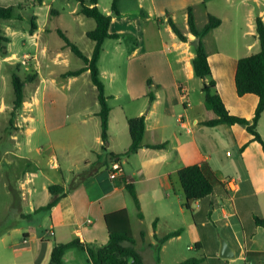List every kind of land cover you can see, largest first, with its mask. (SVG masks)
Masks as SVG:
<instances>
[{"label": "crops", "instance_id": "0c3cea01", "mask_svg": "<svg viewBox=\"0 0 264 264\" xmlns=\"http://www.w3.org/2000/svg\"><path fill=\"white\" fill-rule=\"evenodd\" d=\"M129 1H134V9L118 7L120 16H112L108 26V32L118 37L103 41L98 59L109 106L105 143L100 138L99 103L89 72L61 76L82 67L83 62L65 45L58 30L74 43L75 38H85V49L79 48L90 56L93 41L86 32L94 28L95 21L80 14L79 8L71 10L75 32L71 38L61 27H50L51 8L40 14L35 8L43 1L36 4L32 0L29 9L25 8H34L28 15L35 17L32 32L30 25L16 24V18L7 19L4 33L0 28L9 40L0 63L22 68L24 75L16 74L30 78L23 87L22 105L13 116V97L11 106L0 101V109L8 112L0 137V162L4 176L12 179L11 191L19 194L17 221L0 234L8 253L0 264H48L55 242L77 239L91 247L102 246L108 239L105 215L119 209L127 210L133 245L143 264H178L188 258L185 249L192 250V212L181 221L179 215L185 210L175 207L177 202L171 200L169 191L181 187L180 168L201 163L210 167L228 191V195L214 193L194 202L199 208L194 224L201 231L194 247L202 253L198 256L202 264H264V228L252 218L253 214L264 217V153L239 124H201L202 80L198 78V92H191L197 77L191 64L194 36L187 25L188 6L198 27L207 22L209 14L220 18V25L203 38L211 76L229 113L251 119L258 97L252 93L238 96L234 74L237 60L246 56L238 50L251 45L256 49L247 55L259 50L255 18L264 21V0ZM249 1L256 3V9L244 7L252 4ZM100 10L111 14V9ZM200 13L203 19L198 22ZM168 18L187 36L186 41L177 38ZM209 35H215L216 41L222 36L229 47H208ZM246 39H252L251 44L244 43ZM140 115L145 118L142 147L120 158L123 173L110 178V162L116 159L111 154L124 152L130 144L127 120ZM257 130L264 139V110ZM160 143L165 146L147 147ZM225 146L237 151L232 160H219L218 152ZM124 180L135 187L141 217ZM50 184L62 185L65 194L50 209L40 210L51 199ZM144 208L152 218L148 226L144 225ZM174 230L179 233L157 241L156 237ZM220 238L232 248L233 257L219 256ZM62 261L90 264L86 251L79 247L66 250Z\"/></svg>", "mask_w": 264, "mask_h": 264}, {"label": "trees", "instance_id": "16d2710c", "mask_svg": "<svg viewBox=\"0 0 264 264\" xmlns=\"http://www.w3.org/2000/svg\"><path fill=\"white\" fill-rule=\"evenodd\" d=\"M43 0H34L36 4H41ZM119 0L111 1V14L103 13L97 3L98 0H78L79 12L84 17L92 18L95 21L93 29L86 32V36L93 41V49L90 56L85 55L79 46L69 40L61 30H58L59 35L65 42V45L79 57L83 66L68 70L61 74L62 77L76 76L83 71H88L91 83L94 85L97 92V100L99 103L98 116L100 120V138L103 143L107 141L108 130V114L109 106L104 93V85L100 78L98 59L102 49V43L106 38H117L118 35L108 32V26L112 16H120L118 8ZM21 7L14 5H0V20L11 18L23 19L20 12ZM220 18L209 14L207 22L198 27L195 23L194 15L191 6L187 7V25L189 32L194 36L191 44L194 47V56L191 59L194 75L202 80L201 91L203 93V116L201 124L205 126H216L219 124H239L244 127L251 135L252 140L261 145L264 153V139L257 130V123L264 110V21L260 16L255 18V32L259 42V50L250 55L242 56L237 60L234 74V84L238 96L246 93L255 94L258 97V103L251 119L237 116L229 113L225 107L220 95L217 92L216 84L211 76V70L207 59V51L204 46L203 38L212 29L220 25ZM168 23L177 38L181 41H186L187 36L184 35L176 24L168 18ZM36 28L35 17H30V29L32 32ZM9 41L2 34L0 29V54H5V43ZM30 78L22 79L16 73L11 75V84L13 91L12 111L11 116L15 114L17 109L23 102V87L25 82ZM149 83V81H148ZM150 100L152 95L150 94ZM12 123V118L9 120ZM127 126L130 136V144L128 148L117 155L111 154V158L120 159L135 153L142 147V138L145 130V118L143 115L131 117L127 120ZM165 143L148 145L150 148H163ZM245 147L242 146L241 149ZM180 186L184 194V207L191 210V204L197 200L205 198L211 194L219 193L228 195L223 182H221L206 163L191 164L180 168L177 171ZM124 187L131 196L135 207L138 210V216L141 217L140 205L137 198L135 187L132 183L124 180ZM48 191L51 194L50 201L40 210H48L53 206L64 194V187L60 184H50ZM14 194L15 203H18L19 194L12 191ZM253 221L256 226L264 228V217L253 214ZM105 224L108 232L107 242L98 247L79 242L74 239L66 243L55 242L48 264H62L63 254L71 247H79L84 249L88 255L90 264H143L139 252L134 247V237L131 231L130 220L126 209H119L105 215ZM179 233V230L170 231L160 238L156 237L157 241L164 242L170 237ZM203 260L199 257H188L178 264H202Z\"/></svg>", "mask_w": 264, "mask_h": 264}, {"label": "rangeland", "instance_id": "374dc122", "mask_svg": "<svg viewBox=\"0 0 264 264\" xmlns=\"http://www.w3.org/2000/svg\"><path fill=\"white\" fill-rule=\"evenodd\" d=\"M111 1L112 0H98V5L99 8L102 9L104 11V9L110 10V6H111ZM32 3V0H0V5H11L14 4V6H19L21 7V13L23 14L22 16L25 18L21 21V20H17L14 19L16 24L22 25V26H29L30 25V19L28 15H31V11L34 10L30 9V10H25V8L29 9V6ZM134 1H129V0H120L119 1V8L123 9V10H133L134 9ZM248 3H252L251 5H245V8H249L252 7L253 9H256V3H253L251 1H249ZM255 4V5H254ZM53 10V13L50 15V21H49V25L50 27L54 28V27H61L62 29L66 30V33L69 37L74 38L75 36V32L74 29L72 27V17L73 15L70 13L71 10L73 9H78L79 8V2L78 0H43V3L41 5H37L36 6V10L40 13V14H44L46 12L49 11V9ZM201 10V9H200ZM106 11V10H105ZM256 11V10H255ZM41 19V16H40ZM202 18V14H198L196 16V20L198 22L201 21ZM177 24L179 26H181V18L178 16L176 18ZM2 24L0 25V28H2L3 33L6 30V23L9 22V20H1ZM54 40H57V35L54 34L53 35ZM220 39L216 41L215 39V35H209V42H208V47H218L220 49H222V47H229V43L224 40V38H221L222 36H219ZM230 39L233 38V35L230 34L228 36ZM248 38L250 36H247ZM76 39V44L81 48V49H85V45L83 40L84 39H79V38H75ZM79 39V40H77ZM53 40V38H52ZM87 40V39H86ZM125 40V39H124ZM127 40V39H126ZM250 42H252V39H246L244 41V43H248L251 44ZM109 42L107 41L106 46H108ZM215 44V45H214ZM221 44V46L219 45ZM245 45V44H244ZM256 49V47L252 48L251 46H244L242 49L238 50V54L239 55H247L248 53H252L254 50ZM9 63H5V62H1L0 63V101H2L3 104L7 105V106H11L10 102L11 99L13 97L12 94V84H11V72L14 71L15 73H17L18 75H20L21 77L24 75V70L21 68L20 70H16L15 67H10L9 65H7ZM8 67L10 69H8ZM196 81L192 82L191 85V92H198L199 88H198V82L199 79L196 78ZM4 109V108H3ZM2 108L0 109V137L3 134V128L6 126L4 123V118L6 113L8 114V112H6L5 110H3ZM7 141H5V146H7ZM2 144L0 141V148ZM237 151L234 150L231 146H225L224 148H222L219 152H218V158L219 160H221L223 158V161H225L226 159L228 160H232L233 158L236 157ZM4 165L0 162V234L3 232L8 231L11 227L13 222L17 221L18 216L14 215L17 212L16 206H17V202L15 203V199H14V194L11 190H14L12 188L13 182L12 179L7 175L8 179H9V183L8 186L6 184L7 177L4 176ZM170 194V198L171 200L177 202L175 204V207H181L182 209H184L185 211L183 213H180L179 217L182 221V219L184 218V216L186 218L191 217V210L189 209H185L184 207V195H183V191L181 189V187L179 188H174V190L170 189L169 191ZM191 208H192V250H187L186 251V255L187 257H198L200 256L202 253L196 249L194 247V241H198L199 240V234L201 233L199 225H195L194 224V215L196 212H198L199 208L197 207L196 203H192L191 204ZM144 215H145V223L144 225H149L150 224V219H152L149 215V213L147 212V210H145L144 208ZM177 211V210H176ZM199 223H201V221H199ZM187 241V240H186ZM188 242V241H187ZM185 245V244H183ZM0 254L3 255V258H0V263L3 261L7 260V256L8 253L6 252L5 248H3L2 244L0 243ZM6 259V260H4ZM166 259V258H164Z\"/></svg>", "mask_w": 264, "mask_h": 264}, {"label": "built area", "instance_id": "2783aa9c", "mask_svg": "<svg viewBox=\"0 0 264 264\" xmlns=\"http://www.w3.org/2000/svg\"><path fill=\"white\" fill-rule=\"evenodd\" d=\"M123 173V166L120 161V159H113L110 162V167L108 170V176L110 178L116 177L118 175H121Z\"/></svg>", "mask_w": 264, "mask_h": 264}, {"label": "water", "instance_id": "95a60500", "mask_svg": "<svg viewBox=\"0 0 264 264\" xmlns=\"http://www.w3.org/2000/svg\"><path fill=\"white\" fill-rule=\"evenodd\" d=\"M220 247H219V256L222 258H231L234 256V252L232 248L228 245V243L223 239L220 238Z\"/></svg>", "mask_w": 264, "mask_h": 264}]
</instances>
